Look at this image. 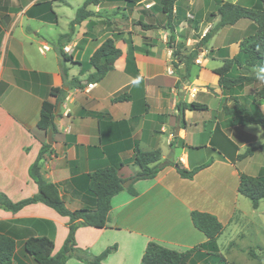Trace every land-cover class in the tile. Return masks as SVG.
I'll list each match as a JSON object with an SVG mask.
<instances>
[{"label":"crops","instance_id":"0c3cea01","mask_svg":"<svg viewBox=\"0 0 264 264\" xmlns=\"http://www.w3.org/2000/svg\"><path fill=\"white\" fill-rule=\"evenodd\" d=\"M73 1L0 0V194L13 203L38 194V186L31 179L29 169L46 144L51 147L40 161L42 175L46 181L58 186L70 211L95 207V198L88 191V176L92 173L115 167L122 180L134 178L139 171L132 164L137 147L143 151L160 149L163 163L174 161L192 170L208 162H199L193 150L201 147L209 150L214 146L216 150L212 149L211 164L192 180L182 178L176 167L165 166L152 180L134 181L131 185L136 195L125 190L112 199V210L105 228L78 227L76 249L90 257H98L115 247L103 259V264H140L147 244L155 242L168 249L188 252V264L235 263L233 253L240 250L248 254L249 248L243 246V242L248 238L249 230H254L257 225L256 232L264 234V211H261L264 200L255 209L250 200L247 202L246 197L239 194V173L258 174L250 172V165L240 170L234 159L242 154V148L262 144L245 142L240 145L237 140L239 127L245 133L244 130L255 125L235 124L231 117L222 113L223 107L231 103L222 94L214 70L222 66L224 59L210 54L200 57L191 70L190 79L176 87L179 78L172 67V50L166 43L169 34L166 28H163L161 38L151 35L154 30L144 31L141 26L138 30L126 25L122 32L109 31L102 24L105 16L117 9L128 14L133 9L132 3L104 2L91 6L89 9L98 15L76 26L71 41L63 47L69 46L72 51L68 55L72 62L66 63L69 79L77 78L82 87L67 90L65 100L55 113L57 132L53 134V143L49 144L48 134L38 128V122L43 102L56 103L57 99L50 95L51 89L64 85L56 46L60 36L69 31L70 22L86 0H80L77 6ZM144 1L148 0L136 1L134 6ZM43 2H51L56 23L30 15V12L43 15L39 9H34ZM63 6L70 7L75 15H66L67 22L62 32H58V9ZM146 14L151 19L157 18L151 11ZM129 20L131 23L133 18L129 17ZM249 25L255 27L250 20ZM149 36L158 39L159 43H147L146 46L143 39ZM109 37L116 40L122 55L115 62L114 70L102 81L88 83L87 78L94 69H87L85 65ZM232 40L229 45L231 58L239 53L243 38ZM129 42L135 51L134 63L128 64ZM44 45L50 50L41 53ZM227 47L217 49H226L228 56ZM233 47L236 54L232 53ZM208 57L220 59L221 65L208 66ZM206 74L213 76L212 84L204 82ZM90 84H93L92 88L88 87ZM193 88L198 92L190 93ZM245 91L239 97L245 96ZM120 95L126 100L112 101ZM200 96L203 101H198ZM192 102L207 105L205 112L210 117L198 120L194 112L186 111L183 114L186 123L182 125L177 105ZM257 103L263 112L262 103ZM217 126L222 133L209 137ZM206 134L208 144H196V139ZM226 138L238 147L237 151ZM178 150L181 151L179 157ZM259 152L264 156V149L256 150L252 157L243 160L251 161ZM252 167L262 169L264 162ZM193 211L215 215L224 225L218 245L226 262L219 261L205 250H195L207 238L194 227ZM253 214L259 223L253 221ZM69 222V217L60 215L42 202L27 205L16 212L0 208V234L10 236L16 242L11 264H36L25 251V243L30 237L51 239L54 242L53 255H56L68 238ZM228 231L232 234L222 248V239ZM254 243L256 249L260 247L258 257L264 259V244L259 240ZM250 259L251 264H259L257 259ZM66 264L87 263L74 256Z\"/></svg>","mask_w":264,"mask_h":264},{"label":"trees","instance_id":"16d2710c","mask_svg":"<svg viewBox=\"0 0 264 264\" xmlns=\"http://www.w3.org/2000/svg\"><path fill=\"white\" fill-rule=\"evenodd\" d=\"M127 1L134 3L132 0H86L84 4L77 10L75 18L69 24V31L60 36L56 46V53L59 58V66L62 72L64 85L62 88H52L50 95L55 97L56 103L44 101L41 109L38 128L49 134L52 131L57 132L54 120L58 105L62 104L67 95V90L81 88L82 84L77 78L69 79L67 62H72V59L64 52V45L70 42L76 26L82 22L98 15L91 9V6H99L104 2H119ZM153 5L149 8L153 13L161 14L165 19V28L169 32L168 47L172 50V67L179 78L176 87L182 82L190 79L191 70L195 61L199 58V49L194 48L188 54H184L177 46V21L183 13L181 8L182 0H152ZM218 8L216 13H211L213 18L218 17L216 25L211 28L201 39V44L206 45L216 32L225 28L234 26L240 20H250L255 25V30L246 35L239 43V54L233 58H228L227 50L220 48L217 50L211 49L210 55L222 57L223 64L221 67L214 70V73L219 77L218 86L224 96H227L231 105H225L222 113L233 119V123L242 126L258 125L264 129V113L258 106L257 102L264 101V83L257 79L256 75L239 74V71L248 70L250 68L264 67V0H257L250 7L240 5L238 3L217 1ZM34 9H39L41 14L30 12V15L39 16L41 19L57 22L56 14L53 11L51 2H43L34 6ZM36 11V10H34ZM144 31L158 29L156 24L140 23ZM128 64L134 63L135 47L132 42H129ZM148 44L146 43V46ZM122 51L116 46V40L113 37L107 38L100 47L90 57L89 62L85 65L87 69L93 68L94 72L87 78L88 83H98L105 76L114 70L115 62L121 57ZM249 84L260 85L258 99L246 105L239 97L241 92ZM126 100L123 95L115 97L113 102H122ZM262 100V101H260ZM181 114L179 119L181 124L186 123L183 114L186 111L199 112L207 111V105L192 102L190 104L183 103L177 105ZM184 127L181 126V129ZM214 132L222 133L220 127L217 126ZM213 138V136H212ZM177 139V138H176ZM227 141L235 146L228 138ZM182 142H184L183 139ZM221 147L223 145L220 144ZM51 147L46 144L41 149L36 161L29 169L31 179L38 186V194L24 201L13 203L5 195L0 194V208L8 211H19L23 207L42 202L53 208L62 216L69 217V235L64 245L56 255H53L54 242L47 237H30L25 243L26 253L33 259L36 264H66L67 261L74 256L87 264H103V259L110 254L115 247L106 250L98 257H90L82 250L76 249L75 233L79 226L87 225L94 228L102 229L107 226L110 212L112 210V199L123 191L129 192L132 196L136 195L133 186L130 185L127 189L123 187L122 180L118 174V168L108 167L100 169L88 176V191L95 198V207L93 209H80L70 211L66 208L65 202L60 195L59 188L56 184L46 181L41 172L40 161L43 154ZM236 147V151L238 147ZM213 150L216 148L213 146ZM264 149V143L259 146H250L246 151L234 159V163L238 160H243L252 157L256 150ZM221 153V151H220ZM132 164L139 168L135 175V182L138 180H152L157 177L160 171L165 166L176 167L180 176L184 179L192 180L194 176L201 170L211 164V160L200 165L192 170L184 168L182 164H177L174 161L162 162V152L160 149L153 151H143L136 148ZM238 192L252 202L255 209L264 200V173L258 176H251L246 173H239ZM191 220L194 227L202 232L207 240L199 245L195 250H205L209 255L216 256L219 261L226 262L221 256L218 245V239L224 233V225L218 220L215 215L205 212L193 211ZM260 249V247H258ZM16 250L15 240L7 235L0 234V264H11ZM80 253V254H79ZM248 256L257 259L259 264H263L264 259L258 257L253 249L248 251ZM189 253L178 252L168 249L155 242H149L142 256L140 264H188ZM236 264V263H228Z\"/></svg>","mask_w":264,"mask_h":264},{"label":"rangeland","instance_id":"374dc122","mask_svg":"<svg viewBox=\"0 0 264 264\" xmlns=\"http://www.w3.org/2000/svg\"><path fill=\"white\" fill-rule=\"evenodd\" d=\"M80 0L73 1V5L77 6L76 4ZM133 9L126 14L122 9L111 10L114 12H109V15L105 16V20L102 22L104 26L109 31H115V32H122L126 25L129 27V25H132L134 30H138L140 27V23H147V24H156L158 26L157 30H154V32H150L151 35H154L155 37L161 38L163 36V30L165 29V19L161 14L156 13L157 18L151 19L147 14L146 11H151L149 8L152 6L153 2L151 0L144 1L142 4L138 5L137 7L134 6L136 1L141 0H132ZM218 0H182L181 6L183 7V14L178 17L177 21V46L181 50L182 53L188 54L192 49L198 48L199 49V58L204 57L205 55L208 56L210 49H217L218 47L222 46H228V58H231L229 54L230 53V42L232 41H239L242 38H244L246 35L252 33L255 30V27H252L249 25V20H241L238 24H236L234 27H225L218 32L215 33V35L209 40V42L206 45L201 44V39L205 36V34L213 28L217 21L218 17L213 18L210 16L211 13H216L218 8ZM223 2H233L234 0H219ZM257 0H239L238 4L240 5H250L256 3ZM248 6V7H250ZM153 13V11H151ZM58 13L60 15V25L58 26V32H62V28L65 26L67 19L66 15L74 16L75 11L72 10L70 7H61L58 9ZM120 16H119V15ZM155 14V13H154ZM129 17L133 18L132 22L130 23ZM164 28V29H163ZM221 31V33H219ZM168 38L169 34L167 36V46H168ZM143 43H159L158 39L153 38L152 36L144 37ZM144 47H146L144 45ZM232 53L236 54V48H232ZM239 54V53H238ZM237 54V55H238ZM235 55V56H237ZM173 58V57H172ZM198 58V59H199ZM208 66H220L221 60L220 59H211L208 57ZM197 59V60H198ZM195 61V63L197 62ZM260 69L258 68H250L248 70H242L239 71V74H248V75H256L258 74ZM214 81V78L211 74H206L204 76V82L207 84H212ZM262 88L260 85L255 84H249L245 87V96H241L240 99L246 104L249 105L254 100L258 99L257 96L259 90ZM190 93H196L198 92V89L194 88L189 91ZM244 93V92H243ZM198 101H203L201 96L198 98ZM262 101V100H260ZM231 102V101H229ZM263 106V113H264V101L261 102ZM194 117L198 120H208L210 117V114H208L205 111H197L194 112ZM239 137H238V143L240 145L244 144L245 142H251L253 144H263L264 143V129L258 125L253 126L249 130H244L245 133L242 132L243 128L239 127ZM209 131V130H208ZM207 132V131H206ZM230 134V131H227ZM217 134V132L211 131L209 133V137L214 136ZM206 136H202L201 138L196 139V144L199 142V144H208L206 143L207 139ZM249 138V139H248ZM195 153V157L199 162H207L212 160V148L209 150L205 149L204 147H201L199 149L193 150ZM246 151L245 148H242V153ZM177 157L180 156V150L176 151ZM264 162V156L262 153H258V155L253 160H238L236 162L237 167L240 170H245L247 166L250 165V172L252 174H258L262 175L264 173V168H258L255 169L252 167L253 165L261 164ZM247 199V198H246ZM247 202L249 199L246 200ZM261 211H264V201L261 207ZM258 215V214H257ZM252 217L255 219L254 222H258L256 220V215H252ZM259 223V222H258ZM257 226V225H256ZM256 226L254 230H249L248 238H246L243 242V246L249 248L247 252L250 249H253L256 254H259V249H256L255 247V240H259L262 244H264V234L257 233L256 232ZM232 233L230 231L227 232L226 236L222 239V248H225L229 235ZM234 257V261L236 264H251L252 260L249 258L247 253H244L240 250L236 251L232 255Z\"/></svg>","mask_w":264,"mask_h":264},{"label":"water","instance_id":"95a60500","mask_svg":"<svg viewBox=\"0 0 264 264\" xmlns=\"http://www.w3.org/2000/svg\"><path fill=\"white\" fill-rule=\"evenodd\" d=\"M59 108H60V105H58V107H57V110L59 111ZM57 111V112H58ZM57 112H56V114H57ZM179 129H180V121H178L177 122V127H176V134L178 135V132H179ZM53 132L52 131H50L49 132V134H48V143L49 144H52L53 143ZM135 181V178H131V179H129V180H127V181H125L124 183H123V187L125 188V189H127L133 182Z\"/></svg>","mask_w":264,"mask_h":264},{"label":"built area","instance_id":"2783aa9c","mask_svg":"<svg viewBox=\"0 0 264 264\" xmlns=\"http://www.w3.org/2000/svg\"><path fill=\"white\" fill-rule=\"evenodd\" d=\"M49 50H50L49 46L44 45V46L40 49V52H41V53H44V52L49 51ZM64 52H65L67 55H71V53H72L71 48H70L69 46H67V47L64 48ZM197 62H199V60H197ZM88 87H89V88H92V87H93V84L88 85ZM181 161L184 162L182 159H181Z\"/></svg>","mask_w":264,"mask_h":264},{"label":"clouds","instance_id":"9594fccd","mask_svg":"<svg viewBox=\"0 0 264 264\" xmlns=\"http://www.w3.org/2000/svg\"><path fill=\"white\" fill-rule=\"evenodd\" d=\"M257 79L264 83V67H261L258 74Z\"/></svg>","mask_w":264,"mask_h":264}]
</instances>
